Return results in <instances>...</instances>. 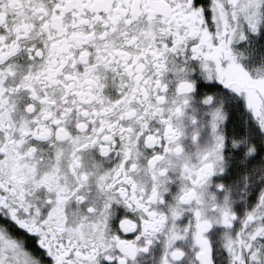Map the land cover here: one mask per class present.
Segmentation results:
<instances>
[{"label": "snow or ice", "instance_id": "1", "mask_svg": "<svg viewBox=\"0 0 264 264\" xmlns=\"http://www.w3.org/2000/svg\"><path fill=\"white\" fill-rule=\"evenodd\" d=\"M0 264H264V0H0Z\"/></svg>", "mask_w": 264, "mask_h": 264}]
</instances>
